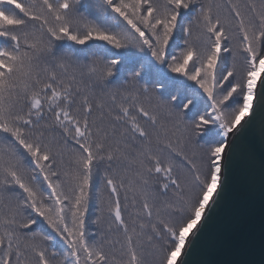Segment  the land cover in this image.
Instances as JSON below:
<instances>
[{"label":"snow or ice","instance_id":"snow-or-ice-1","mask_svg":"<svg viewBox=\"0 0 264 264\" xmlns=\"http://www.w3.org/2000/svg\"><path fill=\"white\" fill-rule=\"evenodd\" d=\"M255 127L256 251L205 264H264V0H0V264H188Z\"/></svg>","mask_w":264,"mask_h":264},{"label":"water","instance_id":"water-1","mask_svg":"<svg viewBox=\"0 0 264 264\" xmlns=\"http://www.w3.org/2000/svg\"><path fill=\"white\" fill-rule=\"evenodd\" d=\"M237 143L231 191L191 254L178 258L186 259L188 264L222 259L228 245L240 241L249 243V254L256 251L260 226L259 128L247 131Z\"/></svg>","mask_w":264,"mask_h":264},{"label":"trees","instance_id":"trees-1","mask_svg":"<svg viewBox=\"0 0 264 264\" xmlns=\"http://www.w3.org/2000/svg\"><path fill=\"white\" fill-rule=\"evenodd\" d=\"M90 215H91L93 218H95V209H91V210H90Z\"/></svg>","mask_w":264,"mask_h":264}]
</instances>
